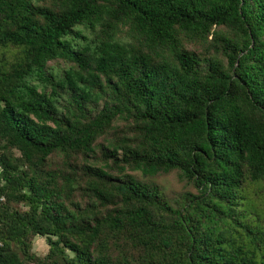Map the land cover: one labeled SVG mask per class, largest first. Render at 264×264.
<instances>
[{
    "label": "trees",
    "instance_id": "trees-1",
    "mask_svg": "<svg viewBox=\"0 0 264 264\" xmlns=\"http://www.w3.org/2000/svg\"><path fill=\"white\" fill-rule=\"evenodd\" d=\"M0 264H264V0H0Z\"/></svg>",
    "mask_w": 264,
    "mask_h": 264
},
{
    "label": "rangeland",
    "instance_id": "rangeland-1",
    "mask_svg": "<svg viewBox=\"0 0 264 264\" xmlns=\"http://www.w3.org/2000/svg\"><path fill=\"white\" fill-rule=\"evenodd\" d=\"M128 173H131L139 178L149 179L161 185L165 191L168 192H179L184 189V183L179 177L178 171L174 170L167 174H161L156 176L144 175L141 170H127ZM49 250V245L47 244L44 237L35 236L33 240V251L39 255L47 254Z\"/></svg>",
    "mask_w": 264,
    "mask_h": 264
}]
</instances>
